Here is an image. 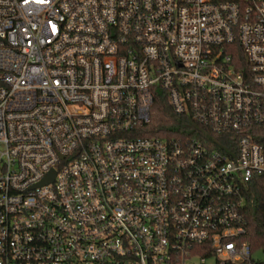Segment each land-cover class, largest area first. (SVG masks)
Wrapping results in <instances>:
<instances>
[{"label":"built area","instance_id":"obj_1","mask_svg":"<svg viewBox=\"0 0 264 264\" xmlns=\"http://www.w3.org/2000/svg\"><path fill=\"white\" fill-rule=\"evenodd\" d=\"M156 90L225 150L140 135ZM253 183L264 0H0V264H264Z\"/></svg>","mask_w":264,"mask_h":264},{"label":"trees","instance_id":"obj_2","mask_svg":"<svg viewBox=\"0 0 264 264\" xmlns=\"http://www.w3.org/2000/svg\"><path fill=\"white\" fill-rule=\"evenodd\" d=\"M227 51L237 66L246 65L237 41L228 45ZM153 99L149 122L141 128L140 135L162 139L196 137L209 148L219 150H225V146L229 144V134H216L191 117L175 114L164 91L156 90ZM257 141L261 140L257 139ZM248 195L249 202L244 211L247 228L245 238L253 248L264 247V189L253 183Z\"/></svg>","mask_w":264,"mask_h":264},{"label":"water","instance_id":"obj_3","mask_svg":"<svg viewBox=\"0 0 264 264\" xmlns=\"http://www.w3.org/2000/svg\"><path fill=\"white\" fill-rule=\"evenodd\" d=\"M53 178V171H51V173L43 180V182H48L51 181Z\"/></svg>","mask_w":264,"mask_h":264},{"label":"rangeland","instance_id":"obj_4","mask_svg":"<svg viewBox=\"0 0 264 264\" xmlns=\"http://www.w3.org/2000/svg\"><path fill=\"white\" fill-rule=\"evenodd\" d=\"M259 255V254H258Z\"/></svg>","mask_w":264,"mask_h":264}]
</instances>
